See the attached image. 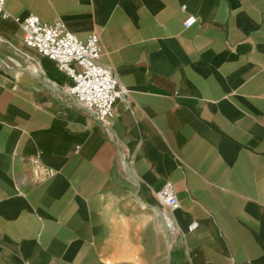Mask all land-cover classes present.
Returning a JSON list of instances; mask_svg holds the SVG:
<instances>
[{
	"label": "crops",
	"instance_id": "1",
	"mask_svg": "<svg viewBox=\"0 0 264 264\" xmlns=\"http://www.w3.org/2000/svg\"><path fill=\"white\" fill-rule=\"evenodd\" d=\"M5 8L0 264H264V0ZM30 14L99 34L100 62L129 90L109 126L26 46L16 17ZM167 184L178 208L158 196Z\"/></svg>",
	"mask_w": 264,
	"mask_h": 264
},
{
	"label": "built area",
	"instance_id": "2",
	"mask_svg": "<svg viewBox=\"0 0 264 264\" xmlns=\"http://www.w3.org/2000/svg\"><path fill=\"white\" fill-rule=\"evenodd\" d=\"M6 0H0V16L12 17L5 8ZM197 16L190 15L185 26L197 22ZM24 30V42L28 48L54 60L60 70L74 80L68 88L72 98L89 111L100 123L109 126L115 105L127 99L129 90L120 83L114 69L100 62L102 46L98 33H92L86 41L80 40L62 22H44L36 14L24 20L16 17ZM74 64H78L77 69ZM159 198L171 208L179 207V201L172 185L167 184L158 192ZM196 225H192L191 229Z\"/></svg>",
	"mask_w": 264,
	"mask_h": 264
}]
</instances>
